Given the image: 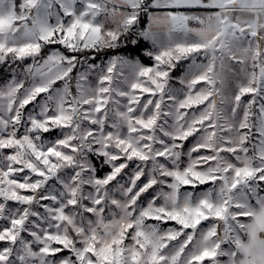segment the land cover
I'll return each instance as SVG.
<instances>
[{
    "label": "snow or ice",
    "instance_id": "obj_1",
    "mask_svg": "<svg viewBox=\"0 0 264 264\" xmlns=\"http://www.w3.org/2000/svg\"><path fill=\"white\" fill-rule=\"evenodd\" d=\"M0 264H264V0H0Z\"/></svg>",
    "mask_w": 264,
    "mask_h": 264
},
{
    "label": "rangeland",
    "instance_id": "obj_2",
    "mask_svg": "<svg viewBox=\"0 0 264 264\" xmlns=\"http://www.w3.org/2000/svg\"><path fill=\"white\" fill-rule=\"evenodd\" d=\"M53 47H55V46H53ZM105 59H106V57H105ZM97 62H99V60H98ZM145 62L148 63L147 60H145ZM182 63L185 64V65L187 64L186 61H185V62H182ZM176 75H180V73L177 72ZM46 135H47V134H46ZM55 135H56V133H52L51 136H50L49 138L54 137ZM192 143H193L192 138H189V140H188L187 142H185V147H186V148H187V147H190ZM207 187H208L207 185H203V186H200L198 190H204V189L207 188ZM150 222H152V221H150ZM168 226H171V222L169 223Z\"/></svg>",
    "mask_w": 264,
    "mask_h": 264
},
{
    "label": "trees",
    "instance_id": "obj_3",
    "mask_svg": "<svg viewBox=\"0 0 264 264\" xmlns=\"http://www.w3.org/2000/svg\"><path fill=\"white\" fill-rule=\"evenodd\" d=\"M149 62V61H148Z\"/></svg>",
    "mask_w": 264,
    "mask_h": 264
}]
</instances>
